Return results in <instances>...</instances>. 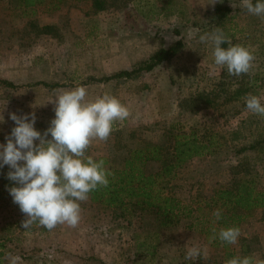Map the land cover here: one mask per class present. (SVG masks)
Masks as SVG:
<instances>
[{
	"label": "rangeland",
	"instance_id": "374dc122",
	"mask_svg": "<svg viewBox=\"0 0 264 264\" xmlns=\"http://www.w3.org/2000/svg\"><path fill=\"white\" fill-rule=\"evenodd\" d=\"M106 3L105 9L96 11L91 0H41L32 6L23 0H0V78L20 85L0 84V143H7L6 136L16 126L11 113L34 112L35 128L43 133L55 118L56 97L63 90L85 86L87 99L109 94L119 98L130 113L114 125L106 142H93L89 155L120 157L142 141L167 144L171 127L186 132L195 128L200 135L215 134L218 148L179 168L175 177L164 181L167 191L183 204L195 206L197 199L212 195L230 180L234 166L246 167L264 185V117L248 111L244 99L250 93L264 94V18L248 13L242 0ZM217 4L232 7L223 22L213 14ZM35 22L54 25L57 34H38L32 27ZM215 27H221L232 44L253 50L256 59L249 74L229 75L226 66L215 65L214 45L200 41ZM178 39L184 41L182 50L151 71L107 82L89 80L133 69ZM38 81L65 86L26 85ZM221 82L231 88L243 83L246 93L219 108L193 105L198 93L215 90ZM262 139L257 148L237 153L240 147ZM160 166L151 162L147 170L155 172ZM81 207L82 219L76 228L65 224L49 231L34 224L27 230L22 226L25 214L0 200V229L10 221L19 237L7 244L6 252L19 255L22 264H204L223 259L222 248L187 229L185 219L146 239L134 213L121 215L89 199ZM240 229L232 246L240 248L245 242L254 257L264 259V209L249 214ZM141 242L146 243L140 247ZM194 246L206 248L207 255L186 260ZM4 262L9 264L6 256Z\"/></svg>",
	"mask_w": 264,
	"mask_h": 264
},
{
	"label": "clouds",
	"instance_id": "9594fccd",
	"mask_svg": "<svg viewBox=\"0 0 264 264\" xmlns=\"http://www.w3.org/2000/svg\"><path fill=\"white\" fill-rule=\"evenodd\" d=\"M214 4V3H213ZM247 12L264 18V0H242ZM201 42L214 45L213 57L217 66H226L229 75L249 74L256 59L250 47L232 44L221 27L200 36ZM229 44L224 48L222 44ZM87 88L78 86L63 90L55 99V118L43 133L35 128V113L17 115L10 119L15 127L0 143V169L10 170L7 178L15 185L8 189L26 219L25 229L34 224L51 231L59 225L76 228L82 219L81 203L91 192L109 185L114 173L105 166L103 159L96 160L87 154L94 141L106 142L118 121L129 115L128 107L115 96L104 94L87 99ZM246 108L264 117V94H248ZM49 135L51 139H49ZM39 141L37 144L36 142ZM217 219L221 211L214 212ZM210 237L215 240L217 235ZM241 235L239 227L222 228L218 233L221 242L235 244ZM207 255L206 248L188 249L185 259L193 260ZM9 264H22L19 255L6 254ZM226 264H264V259L254 256L234 257Z\"/></svg>",
	"mask_w": 264,
	"mask_h": 264
},
{
	"label": "trees",
	"instance_id": "16d2710c",
	"mask_svg": "<svg viewBox=\"0 0 264 264\" xmlns=\"http://www.w3.org/2000/svg\"><path fill=\"white\" fill-rule=\"evenodd\" d=\"M23 1L26 6H32L41 0ZM91 1L96 11L106 8L107 0ZM255 3L256 0L253 1V4ZM213 11L218 22H223L231 13L232 7L228 4H217ZM32 27L38 34H57L55 26L51 24L40 26L35 22ZM183 47L184 41L178 39L170 46L158 49L133 69H123L101 78L91 77L89 80L107 82L151 71L156 66L172 59ZM224 83L221 82L219 88L215 90L198 93L192 100L193 105L196 108H219V106L239 100L246 93L247 88L243 83L233 88L227 87ZM0 84L9 88L20 86L2 78H0ZM26 85H43L50 89L65 86L64 83L45 81ZM169 135L167 144L142 141L136 147L128 149L125 154H121L120 157L92 156L96 160L103 159L106 168L114 175L109 177L107 187L91 192L89 200L117 209L121 215L136 214L139 217L140 226L143 227L142 231L146 232V239L152 235L158 237L161 230L179 225L183 219L187 220V223L185 222L187 229L198 231L211 245L222 248L224 251L222 261L207 260L204 264H226L227 260L237 256H254L249 251V244L242 242L240 248L233 247L232 244L221 242L218 233L222 228L234 226L240 228L249 214L256 209H264V185L260 186L246 167L240 169V166H234L230 180L217 187L212 195L200 197L195 201V206L183 204L165 189L164 181L175 177L178 169L194 157L214 153L219 143L215 134L200 135L195 128L186 132L182 128L173 129L171 127ZM262 141L263 139L256 144L244 145L237 150V153L255 149ZM151 162L161 163L160 168L155 172H149L147 166ZM9 170L7 165L0 169V200L3 203L12 204L21 212L19 206L13 203V198L8 191L10 187L17 186L7 178ZM217 209L221 211L220 219L214 216ZM13 225L12 222L7 221L0 229V264H5L7 244L19 238ZM213 229L216 230L217 238L210 241V237L214 235ZM145 243L141 242L139 246ZM42 264L47 263L44 261Z\"/></svg>",
	"mask_w": 264,
	"mask_h": 264
}]
</instances>
